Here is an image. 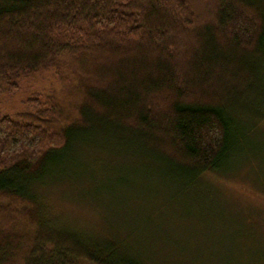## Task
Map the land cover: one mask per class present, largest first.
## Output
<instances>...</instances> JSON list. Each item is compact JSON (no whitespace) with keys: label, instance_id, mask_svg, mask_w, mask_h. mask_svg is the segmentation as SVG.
Here are the masks:
<instances>
[{"label":"trees","instance_id":"obj_1","mask_svg":"<svg viewBox=\"0 0 264 264\" xmlns=\"http://www.w3.org/2000/svg\"><path fill=\"white\" fill-rule=\"evenodd\" d=\"M44 73L55 91L0 116V264H157L60 228L40 189L67 173L80 129L177 180L219 172L264 127V0H0V94Z\"/></svg>","mask_w":264,"mask_h":264},{"label":"rangeland","instance_id":"obj_2","mask_svg":"<svg viewBox=\"0 0 264 264\" xmlns=\"http://www.w3.org/2000/svg\"><path fill=\"white\" fill-rule=\"evenodd\" d=\"M58 86L53 73L24 81L17 93L0 94V116L27 111L28 100ZM80 130L67 173L40 189L41 212L53 223L91 240L127 239L144 256L157 250V264H264V127L247 129L219 172L194 183L174 179L129 143Z\"/></svg>","mask_w":264,"mask_h":264}]
</instances>
